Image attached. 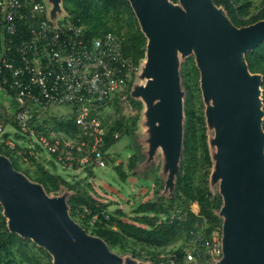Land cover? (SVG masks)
<instances>
[{
	"label": "water",
	"instance_id": "obj_1",
	"mask_svg": "<svg viewBox=\"0 0 264 264\" xmlns=\"http://www.w3.org/2000/svg\"><path fill=\"white\" fill-rule=\"evenodd\" d=\"M148 34L149 75L159 81L148 96H161L167 118L161 133L176 153L182 131V101L175 44L197 48L199 67L214 95L219 118L218 164L225 204L223 257L216 264H264V132L257 97L262 78L249 71L245 53L264 40V20L236 27L212 0H130ZM52 21H56L53 19ZM262 92V90H261ZM230 113L229 122L225 119ZM0 201L12 217L11 230L33 236L54 256L55 264H121L107 243L74 221L61 200L0 154Z\"/></svg>",
	"mask_w": 264,
	"mask_h": 264
},
{
	"label": "built area",
	"instance_id": "obj_2",
	"mask_svg": "<svg viewBox=\"0 0 264 264\" xmlns=\"http://www.w3.org/2000/svg\"><path fill=\"white\" fill-rule=\"evenodd\" d=\"M19 21L30 24L27 37L18 33ZM137 67L125 52L119 33L107 31L89 40L83 25L66 19L52 21L43 0H0V92L12 100L7 110L14 105V132L22 137L19 139L36 140L69 180L82 174L91 176L90 171L108 165L113 158L112 146L105 145L107 128L100 114ZM59 105L73 107L74 134L44 123L43 114ZM6 126L5 118L0 117V138L7 132ZM2 141L12 149L17 147L11 136ZM90 183L91 193L98 199L99 188ZM86 212L91 210L85 206ZM96 219L97 214L90 222ZM191 233L201 244L199 256L196 249H188L181 262L175 253H162L159 264H210L223 257L221 226L209 236Z\"/></svg>",
	"mask_w": 264,
	"mask_h": 264
},
{
	"label": "rangeland",
	"instance_id": "obj_3",
	"mask_svg": "<svg viewBox=\"0 0 264 264\" xmlns=\"http://www.w3.org/2000/svg\"><path fill=\"white\" fill-rule=\"evenodd\" d=\"M43 1L46 3V6L52 9V19L56 16H60L62 13L63 16L59 19H68L69 15L67 11L63 9L62 12L61 9L63 0ZM166 1L171 3L169 0ZM243 2H247L248 15L246 19L248 20L256 15L262 9L264 4V0H243ZM173 4L186 10L181 0ZM216 10L217 13L223 12L227 16V13L223 8L216 7ZM139 24L147 38L145 56L140 59L139 63L136 65L138 66L137 70H134L132 77L118 92L116 97L117 101L107 103V105L103 107L100 114L106 128L115 126L117 122H120L121 125V128L118 129L120 139L113 145V158L110 160L108 165L94 168L91 171V176L82 174L81 177H87L88 181L95 182L94 184L97 188H99L100 192V195L96 193V195H98V199L101 202L107 203V209L111 213L120 209L119 205L123 204L126 211L124 214L125 221H133L132 218L136 216L133 211L139 203L143 201L158 202L160 196L170 198L179 193L177 179L181 169V161L183 159V135L185 124L184 101L186 100L187 95L186 84H184V80L187 78L183 77V72L184 66H186V61L189 62L190 58L193 57L194 62L199 69V78L191 84L190 99L191 104L196 111L198 131L201 134L204 133V139H200L201 146L199 145V152L201 151V147L203 152L207 150L210 160L212 161V166H210L208 165L206 159L200 160L199 166L201 167L202 176L197 180L196 184L204 187L206 186L212 195L222 198V206L216 211V214L223 219V223L220 225L222 227L225 221V215L222 213L225 200L222 193V176L220 174L218 164L219 146L217 123L219 118L216 114L217 107L214 95L208 90L206 79L203 76V71L199 67L197 48L192 46L188 49H184L179 44H175L174 46L176 68L183 106L181 114L182 131L180 135V144L178 150L174 154L172 153L170 141H163L160 138L161 133L167 127V118L159 113V111L165 106V103L163 102L161 96L150 97L146 93V90L151 85L159 81V77L149 75L147 71L146 66L149 64L151 59L149 53L151 36L148 34L145 26L141 22H139ZM127 32V28L124 27L121 32L123 41L127 40ZM258 76L261 77L260 74H258ZM258 88L259 93L257 97L260 101V109L263 112L261 115L263 122L264 105L262 102L261 84ZM11 101V98L6 92H0V117L5 118L7 122V132L4 133V135H7L6 137L11 136V138L17 140L16 149L19 166L21 168V170L18 171L24 174L32 182H35L32 176H36L41 173V165L42 167L44 165L50 170L53 169L48 166L49 157L47 153L40 148L36 140H23L17 138V135L14 132L15 123L12 118L14 105L11 106L10 110H7V105L8 103H11ZM43 116L45 124L51 127H57L59 126L58 123L60 121H66L67 119L74 117V111L71 106L59 105L53 106L51 110L44 113ZM229 117L230 113L228 112L225 116V119L228 122ZM26 153H28V155ZM133 154H136L138 163L133 171H129V178L127 177L126 180H121L118 176V172L114 168V165L122 162L124 164V168L127 169L128 161ZM57 171L61 172L62 170L57 167ZM157 178L161 180L160 185L155 183ZM42 188L49 197L55 200L63 201L65 209L71 218L79 225L82 224L81 215L73 217L70 214L68 198L71 195V191L62 188L56 193H49L43 186ZM157 189H159V195L156 193ZM0 203L3 207L2 215L6 218V225L8 229L11 230L12 217L5 211L1 201ZM192 209L194 212L198 213L200 211L199 204L197 202L193 203ZM169 217L170 219H174L176 217L178 218V211L170 214H160L162 221L167 220ZM208 226H210V224L204 220L201 224H198V230L194 231V233L197 232L198 234H204V231L208 229ZM90 230L91 229H89L87 233L92 235ZM23 237L29 238L32 243H35L37 246H29L26 251L23 250L27 253V255H18L16 257V261L18 263L21 262L20 264H50L47 255L43 253L39 247L45 249L49 253L50 251L37 242L33 236ZM181 248L184 250L198 249L199 242L196 235L193 233H190L189 235L186 232H182L170 244L166 245L163 251H153L154 254H157L158 252L157 256L162 253L169 255L178 252ZM109 249L112 253L121 258V264H153L151 260L144 258L148 256V249L142 248V244L140 242L137 243L130 237H127L121 246H116L115 248L109 247ZM130 249H135V251L140 252L142 257H136L131 251H128ZM149 250L151 251L152 248ZM51 256L52 260L50 262L51 264H55L54 256L52 254ZM4 264L9 263L5 260ZM210 264L216 263L213 262Z\"/></svg>",
	"mask_w": 264,
	"mask_h": 264
},
{
	"label": "trees",
	"instance_id": "obj_4",
	"mask_svg": "<svg viewBox=\"0 0 264 264\" xmlns=\"http://www.w3.org/2000/svg\"><path fill=\"white\" fill-rule=\"evenodd\" d=\"M173 3L179 0H169ZM216 7L223 8L227 17L236 27L248 26L260 20H264V4L262 9L254 15L250 20L246 19L248 15L247 2L243 0H212ZM64 9L69 17L66 20L76 24L83 25L85 35L90 40L98 37L107 31H114L120 35L124 27L127 28V40L123 41L124 50L131 55L135 64L145 56L147 38L142 31L137 15L131 5L130 0H63ZM37 22L34 20V23ZM30 24L25 21L18 22V33L27 37L29 35ZM245 60L248 69L253 74H260L262 77V102L264 105V40L256 45L253 49L246 51ZM183 77L186 84V100L184 101L185 124L183 135V159L181 161V169L178 174L177 187L179 193L170 198L159 197L158 202L143 201L139 203L134 210L136 216L133 217L135 222L145 225H137L132 222L125 221L120 217L124 215L121 209L110 212L107 203L101 202L95 198L92 193V183L87 177H81L76 180H69L63 173L57 171V167L52 161H48L53 170L41 165V173L32 176L33 180L41 184L49 193H56L60 189L65 188L71 191L68 198L70 214L75 217L81 215L82 226L92 235L103 239L110 248L121 246L123 241L130 237L137 243L142 244V248H147L148 256L144 257L159 264L157 254L164 250V247L170 244L182 232L190 235L191 231L198 230V224L204 220L210 224L208 229L204 231V235L209 236L214 229L223 223V219L216 214V211L222 206V198L212 195L209 189L196 182L201 178L200 160H207L208 165L212 166V161L207 150L203 152L202 147L199 152L200 139H204V133L198 131L196 111L191 104V87L192 82L199 78V69L197 68L193 57L190 61H186L184 66ZM117 99H113L116 102ZM75 115V114H74ZM59 126L52 128L62 129L66 133L74 134L76 126L74 117L66 121H60ZM264 129V119H263ZM121 128L120 122L115 126L107 128L105 136L106 148L113 146L120 138L114 137L115 132H119ZM203 135V136H202ZM7 135H3L6 138ZM0 138V154L8 157L12 165L21 170L17 155V149L8 147L2 138ZM17 138H22L17 135ZM201 139V140H202ZM17 148V147H16ZM27 151V150H26ZM28 155V153H26ZM138 163L136 154L131 155L127 169L124 164L119 162L114 165L121 180H126L129 171L135 169ZM155 183L160 185L161 180L157 178ZM156 186V185H155ZM159 195V189L156 190ZM197 202L200 206L198 213L192 209V204ZM88 207L91 212L84 213V207ZM2 205L0 203V264H4L6 260L9 264H20L16 261L18 255L26 256L25 252L29 246H37L29 238L21 236L15 231L8 229L6 218L2 215ZM178 211V218L170 219V217L162 221L160 214L172 213ZM97 214L96 221L91 224L90 220L93 215ZM151 214V215H150ZM152 250L150 251L149 249ZM48 257L51 264L52 256L45 249L39 247ZM25 250V251H23ZM158 251L154 254V251ZM202 247L199 242V248L195 250V254L199 256ZM136 257H142L141 253L130 249ZM178 258L183 260L185 250L180 249L175 253Z\"/></svg>",
	"mask_w": 264,
	"mask_h": 264
},
{
	"label": "crops",
	"instance_id": "obj_5",
	"mask_svg": "<svg viewBox=\"0 0 264 264\" xmlns=\"http://www.w3.org/2000/svg\"><path fill=\"white\" fill-rule=\"evenodd\" d=\"M56 1H58V0H56ZM60 1H62V0H60ZM62 3V2H61ZM45 6H46V3H45ZM61 9H62V12H63V5H62V7H61ZM52 9L50 8V7H48V6H46V12H47V15H48V17L51 19V20H53L52 19ZM63 16V13L60 15V16H56L54 19H56V20H58L59 18H61ZM112 150L114 151V149H113V146H112ZM117 161V160H116ZM117 162H119V161H117ZM125 170H126V168H124ZM90 174H91V171L89 172ZM128 176H129V174H128ZM129 178V177H128ZM119 208L123 211V213L125 214V206L123 205V204H120L119 205ZM134 212V211H133ZM136 214V213H135ZM151 215V214H150ZM124 215L123 216H121L120 218L121 219H123V220H125L124 219ZM135 217V216H134ZM132 220H133V218H132ZM128 222H132V223H135V224H137V225H142V224H139L138 222H135L134 220L133 221H128ZM142 226H145V225H142Z\"/></svg>",
	"mask_w": 264,
	"mask_h": 264
}]
</instances>
